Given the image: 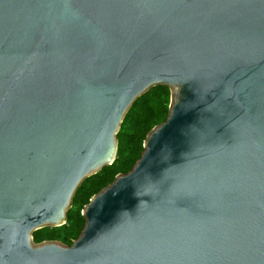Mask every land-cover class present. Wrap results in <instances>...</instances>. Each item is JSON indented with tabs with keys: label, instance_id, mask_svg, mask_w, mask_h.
I'll return each mask as SVG.
<instances>
[{
	"label": "water",
	"instance_id": "obj_1",
	"mask_svg": "<svg viewBox=\"0 0 264 264\" xmlns=\"http://www.w3.org/2000/svg\"><path fill=\"white\" fill-rule=\"evenodd\" d=\"M166 91L80 235L35 243ZM0 264H264V0H0Z\"/></svg>",
	"mask_w": 264,
	"mask_h": 264
},
{
	"label": "trees",
	"instance_id": "obj_2",
	"mask_svg": "<svg viewBox=\"0 0 264 264\" xmlns=\"http://www.w3.org/2000/svg\"><path fill=\"white\" fill-rule=\"evenodd\" d=\"M171 91L154 92L134 109L119 153L114 161L103 166L84 185L75 209L60 226L42 227L35 243L42 241H58L67 246L80 235L85 218L82 215L89 199L102 188L111 183L116 175L127 173L140 158L144 150V140L150 130L162 123L168 115Z\"/></svg>",
	"mask_w": 264,
	"mask_h": 264
}]
</instances>
